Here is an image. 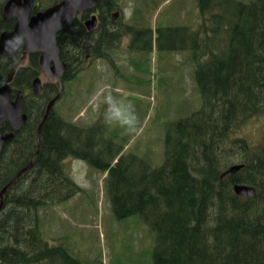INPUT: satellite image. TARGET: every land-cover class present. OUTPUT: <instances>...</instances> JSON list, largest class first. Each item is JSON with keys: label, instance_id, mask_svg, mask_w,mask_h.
<instances>
[{"label": "trees", "instance_id": "1", "mask_svg": "<svg viewBox=\"0 0 264 264\" xmlns=\"http://www.w3.org/2000/svg\"><path fill=\"white\" fill-rule=\"evenodd\" d=\"M109 1L117 7L116 0ZM98 5L103 11L100 0ZM196 5L200 28H187L179 49H190L197 61L201 106L171 125L162 164L147 166L139 177L129 175L128 167L120 169L123 157L111 166L117 154L99 161V148L90 141L98 123L80 128L52 111L39 141L36 129L49 95L29 93L32 72L16 76L28 121L2 148L0 191L30 161L32 167L3 197L0 264H79L62 247L48 245L38 217L40 207L80 192L67 174L69 159L107 171L117 215L139 213L154 230L152 264H264V144L236 135L264 114V0H197ZM93 34L78 27L65 31L61 55L73 67L79 40L91 45ZM76 73L69 70L65 79ZM30 95L34 100L28 106ZM234 164L243 166L221 178ZM235 184L254 187V197L236 196ZM119 203L134 207L121 213Z\"/></svg>", "mask_w": 264, "mask_h": 264}, {"label": "rangeland", "instance_id": "2", "mask_svg": "<svg viewBox=\"0 0 264 264\" xmlns=\"http://www.w3.org/2000/svg\"><path fill=\"white\" fill-rule=\"evenodd\" d=\"M117 1L120 20L131 29L113 54L115 64L96 61L92 54L81 61L79 73L63 83L54 111L80 128L97 122L99 130L90 141L99 148V161L117 154L124 158L120 169L128 167L129 175L139 177L147 166L162 164L171 125L201 106L197 61L190 49H179L187 26L196 31L201 18L197 0ZM236 135L253 145L264 143V114ZM66 166L81 190L38 209L47 242L79 264H152L155 232L139 213L117 215L111 178L85 160L70 159ZM133 207L118 204L121 213Z\"/></svg>", "mask_w": 264, "mask_h": 264}, {"label": "flooded vegetation", "instance_id": "3", "mask_svg": "<svg viewBox=\"0 0 264 264\" xmlns=\"http://www.w3.org/2000/svg\"><path fill=\"white\" fill-rule=\"evenodd\" d=\"M20 2H24V0H19ZM8 0H2L0 1V36L3 33H10L12 32L18 21L19 16H21L24 13V9H20V7H17L16 9L11 10V13L4 14V8ZM64 0H32V4L30 6V10L28 13V23L29 21L36 17L38 14L43 13L45 10L55 7L61 3H63ZM109 0H100V5H103V11L99 7L98 3L99 0H96V5L92 9H87L83 11H76L73 15L71 24L69 26H66L62 28L60 31L56 33V45L59 46V52L57 54L58 59V66L55 65L54 60L50 58V61L48 63V71L50 72L49 75L53 76L54 73L60 72L59 80L62 82L63 78L66 77L69 70L74 71V67L71 63V60H69V57H67V60L64 59L62 54V46L60 43V40L62 37H64L65 40V31L67 29H76L77 27L82 29L84 28L86 33H94L92 37V44L87 45L85 40H79L80 41V55H79V62L85 60H88L90 57V53L88 52V49L91 48L96 56L97 60L103 59L105 60H112L113 54L116 51L117 47V38L118 34L120 33V30L118 28L120 25H127V23L120 21L121 13L120 9L111 8L109 5ZM118 11V12H115ZM114 13H119L114 18ZM67 14H71V11H68L63 17V21L67 19ZM60 14L58 13L56 17H59ZM92 17H95V25L94 28L91 31H88L85 23L92 19ZM127 27V26H126ZM9 53H2L0 54V75L3 77V84L6 82V77L9 75V73L14 70L13 73V79L9 83L10 86V95L9 99L11 101H14L16 99L17 93L21 92L22 95V109L23 104L26 102L25 100V93L22 89H19L14 86V79L18 74H24L26 72H32V79L30 81V91L29 93H33V86L32 82L35 79H38L40 81L42 92L40 94H47L50 98H52L54 95H56L58 89V81H50L46 76L44 72V68L41 65V56L45 53L44 49H35L31 52L25 51L24 49V39L17 43L15 47L10 49L8 51ZM80 64V63H79ZM61 65L65 66V69L63 67H60ZM56 66V67H55ZM54 67V68H53ZM60 67V68H59ZM53 68V69H51ZM25 75V74H24ZM35 96V95H33ZM33 96L30 95L29 99L27 100L28 106H31L33 104ZM25 113V112H24ZM11 126L8 123H2L0 126V132L2 134L10 133ZM15 134V133H14ZM14 138V137H13ZM13 138L11 140H13ZM9 140V141H11ZM9 141H7L9 143ZM6 142V143H7ZM4 143V145L6 144ZM3 145V146H4ZM2 146V147H3Z\"/></svg>", "mask_w": 264, "mask_h": 264}, {"label": "water", "instance_id": "4", "mask_svg": "<svg viewBox=\"0 0 264 264\" xmlns=\"http://www.w3.org/2000/svg\"><path fill=\"white\" fill-rule=\"evenodd\" d=\"M32 0H24L20 2L19 0H8L4 8V14L11 13V10L20 7L24 9V13L19 16V21L15 29L10 33H3L0 36V54L9 53L10 49L15 47L18 42L24 39V49L25 51L31 52L35 49H44L45 53L41 56V65L44 68L45 76L50 81L59 80L60 72L54 73L53 76L49 75L48 63L50 58L54 60L55 65L58 66L57 54L59 52V46L56 45V33L62 28L69 26L71 24L73 15L76 11H83L87 9H92L96 5V0H64L63 3L51 7L45 10L43 13L38 14L36 17L32 18L28 23V13ZM71 11V14H67V19L63 21L66 13ZM59 17H56L57 14ZM117 16L115 13L114 18ZM95 17L88 20L85 26L88 31H91L95 25ZM55 66V67H56ZM65 69L64 65H61ZM59 67V68H60ZM54 68V67H53ZM51 68V69H53ZM14 70H12L6 77L5 84L3 83V77L0 75V126L2 123H8L11 126V132L7 134L0 133V152L1 148L7 141L11 140L14 136V132L18 131L23 127L26 122V115L21 111L22 96L19 92L14 101L9 99L10 86L9 83L13 79ZM33 92L35 94H40L42 87L38 79L32 82ZM60 87V85H59ZM60 94H57L46 106L45 114L42 122L38 126V134L40 136L41 129L45 123L54 102L58 99ZM32 166L30 162L27 166L20 169L15 176L6 184V186L0 192V209L3 205V195L5 194L8 187L12 186L19 177L29 170ZM241 168V166H233L227 172L235 173ZM234 193L241 198H252L255 195V190L247 185H234Z\"/></svg>", "mask_w": 264, "mask_h": 264}, {"label": "bare ground", "instance_id": "5", "mask_svg": "<svg viewBox=\"0 0 264 264\" xmlns=\"http://www.w3.org/2000/svg\"><path fill=\"white\" fill-rule=\"evenodd\" d=\"M247 14V13H246ZM37 130V135H38V138H39V141H40V139H41V133H40V136H39V134H38V129H36ZM41 131H42V129H41ZM4 205V204H3ZM3 205H2V207H1V209H0V212H1V210L3 209ZM1 237V236H0Z\"/></svg>", "mask_w": 264, "mask_h": 264}]
</instances>
